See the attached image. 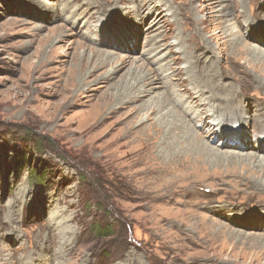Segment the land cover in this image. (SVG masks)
Wrapping results in <instances>:
<instances>
[{"label": "rangeland", "instance_id": "obj_1", "mask_svg": "<svg viewBox=\"0 0 264 264\" xmlns=\"http://www.w3.org/2000/svg\"><path fill=\"white\" fill-rule=\"evenodd\" d=\"M151 1L0 0V264H264V172L180 162L169 157L178 133L158 132L183 122L211 148L252 154L245 145L264 125V0H160L157 15ZM98 60L105 67L87 77ZM142 85L154 88L134 101ZM239 98L248 114L218 124ZM196 99L216 135L192 117Z\"/></svg>", "mask_w": 264, "mask_h": 264}, {"label": "bare ground", "instance_id": "obj_2", "mask_svg": "<svg viewBox=\"0 0 264 264\" xmlns=\"http://www.w3.org/2000/svg\"><path fill=\"white\" fill-rule=\"evenodd\" d=\"M247 1V0H246ZM153 3V5L151 6L154 10L151 11V13H153V15H157L159 14L160 12V9L161 6L163 5L162 2H160V0H152L151 1ZM251 2V0H250ZM253 2V0H252ZM232 3H233V0H232ZM235 46L237 47V50L240 52L242 50H244L245 48V44H244V40L242 42V40H239V38H236L235 42H234ZM247 47V46H246ZM264 52V51H262ZM254 53V52H253ZM92 54V53H91ZM97 54V53H96ZM99 54V53H98ZM106 58V57H105ZM110 59V57H109ZM90 63V62H89ZM117 63V62H116ZM88 63H82L81 66H80V70H84V68L87 66ZM106 65V62L103 60L101 61H95L93 64H90L89 66L92 67V71L90 73H88L87 77H90L92 74H93V71L96 70V69H100V68H103L105 67ZM127 63L125 62H120L119 65H112L111 63V68H110V71L109 72H104L102 75L100 74V76H95L93 77V79L91 80L92 81H96L94 80L96 77H98V79L102 78L104 79V81L108 80V79H111L117 72L121 71L122 69H124L126 67ZM171 70V68L169 69ZM172 71V70H171ZM77 73V77H73L75 80H76V85L77 84H81L80 86H82L86 80V77L84 78L80 72H75ZM143 74V73H142ZM160 76V75H159ZM174 76V75H173ZM172 76L173 79H175L174 77ZM100 77V78H99ZM151 77V76H150ZM171 77V76H170ZM146 78V77H145ZM152 78V77H151ZM73 79V80H74ZM148 79V78H147ZM159 78H155L153 77L152 81L148 84V86H151L155 84H157L158 82H154L155 80H157ZM165 79V78H164ZM74 80V82H75ZM163 80V79H162ZM90 82V83H91ZM164 82V81H163ZM176 83V82H175ZM89 84V83H88ZM88 84L86 83V85L88 86ZM146 84V83H145ZM129 85V84H128ZM132 86V85H130ZM134 86V85H133ZM175 88H176V91L177 92H180L182 94H186L187 98H189L190 100L193 99V96L190 95V92H189V89L185 88V86L183 87H180L178 83H176V85H174ZM179 86V87H178ZM157 87V85H156ZM169 87V86H168ZM260 87L262 89H264V84H261ZM139 88V87H138ZM150 88H154V87H150ZM150 88H145V85L143 87V85L140 87V91L138 93V95L136 97H133L132 99L134 101H137L139 98L141 97H144L145 95H148V92H149V89ZM230 90L232 91L233 88L230 87ZM132 91V90H131ZM130 91V92H131ZM234 91V90H233ZM166 93V92H165ZM126 94V93H125ZM134 94V93H133ZM178 95V94H177ZM110 96V95H109ZM117 96V95H115ZM121 96V95H120ZM106 97V96H105ZM113 97V96H112ZM127 97V96H126ZM167 97V96H166ZM195 97H198V96H195ZM110 98V97H109ZM125 98V97H124ZM154 98V97H153ZM175 98V97H174ZM129 99V98H128ZM169 99V98H168ZM172 99V98H171ZM178 100V99H177ZM221 100V99H220ZM124 101V100H123ZM166 101V100H165ZM106 103V102H105ZM128 103V102H127ZM197 104V112L199 114L195 115L193 114L192 117H195L196 120L198 119L199 122L201 124L199 125H203L204 128H208V133L212 136L216 135L218 133V130L215 129L214 125H213V122L210 123L208 122L207 118L208 116L204 117V116H201V111L203 110V108L205 107L204 104L205 102H203V100L201 101L200 99H196V101L194 102V104ZM104 104V103H103ZM143 104V102H142ZM149 104V103H148ZM226 104V103H225ZM246 104V101H242L240 98L239 99H233L230 103H227L226 107H223L222 109V114H223V117H219L220 119H216V122H220L223 126H227V125H235L236 122H238L242 117L245 116V114L247 113L248 114V111H245L244 108H243V105ZM165 105L164 101L162 102H157L156 104H154L152 107H150V110L151 111H154V110H157V109H160L162 108L163 106ZM202 106V107H200ZM105 107H107V104H105ZM120 107L117 106L116 109H118ZM108 108V107H107ZM102 109L103 106H102ZM101 110V108L99 109ZM115 110V109H114ZM98 111V110H97ZM113 112V111H112ZM190 112V111H189ZM221 112H216V113H221ZM99 113V112H98ZM104 114V113H102ZM102 114L100 117H102ZM211 114V116H215V113L212 112V113H207L206 115H209ZM97 115V114H96ZM98 116V115H97ZM188 116V115H187ZM249 116V115H248ZM256 116L258 118V120L260 121L262 118H264V113L258 111L256 112ZM96 117V116H95ZM94 117V118H95ZM149 115H146V118H148ZM252 118V117H251ZM250 118V120H251ZM165 121V120H164ZM257 121V120H256ZM264 122V121H263ZM165 125H161L159 124L161 127H159V130L158 132H160L162 130V127L167 129V131L169 132H172V133H178V155L176 153H172V155L170 154L169 157H176L178 156V160H180V162H187L188 160L190 159H193V160H196V159H200V160H204V161H213L215 160V164H220V163H223L224 161H231V162H234V163H244V164H247L249 166H253L255 168H258L259 170L263 171L264 172V154L262 156H258L256 155V153H260L261 151L264 152V125H263V128L261 131H259L256 135H255V132H252L253 135H255L256 137V140L254 142V144L250 147L249 145H245L246 149H249L252 154L248 153L247 156H243L241 155L240 153L238 152H234V151H221L219 148H211L208 146L207 143H205L203 141V138H202V135L204 134L203 132V129L200 130V131H196V130H192L191 128H189L188 125H186L185 123L183 122H179L178 123H175L173 121L171 122H163ZM219 124V123H218ZM168 125V126H167ZM216 126V124H215ZM218 126V125H217ZM225 126V127H226ZM164 129V130H165ZM219 129V128H218ZM227 129V128H226ZM166 131V132H167ZM241 132L240 130L237 132V134ZM247 133V130L245 129L244 132H242L243 135H245ZM167 134V133H166ZM206 134V133H205ZM222 134V133H221ZM228 136H237L235 134H229ZM227 137V136H226ZM226 137L224 138L225 141H227V143L229 142L228 140H226ZM254 137V138H255ZM238 138V137H236ZM171 142V141H170ZM231 142V141H230ZM169 143V142H168ZM171 144V143H170ZM173 144V143H172ZM175 145V144H174ZM227 147L229 146V148H234L236 149L237 151H240L242 150V148H240L241 146H244V145H236V144H232V145H228L226 144ZM174 147V146H173ZM171 148V147H170ZM244 148V147H243ZM166 149V148H165ZM173 150V148H172ZM182 151V152H180ZM257 151V152H256ZM209 153H212V157H210L211 155ZM182 154H185L184 156H182ZM191 155H195V156H192V157H188V156H191ZM207 155H210L209 158ZM159 157V156H158ZM168 157V158H169ZM197 160V161H198ZM168 162V160H166ZM241 161V162H240ZM190 162V161H189ZM230 162V163H231ZM200 163V162H199ZM203 163V162H202ZM195 164V163H194ZM160 165V164H159ZM166 165V164H164ZM189 165V163H188ZM202 165V164H201ZM229 165V164H228ZM167 166V165H166ZM191 166V165H190ZM206 166V165H205ZM246 166V165H245ZM185 167V166H184ZM244 167V166H242ZM250 168V167H249ZM189 169V168H188ZM252 169V168H251ZM264 177V176H263ZM256 182V181H255ZM253 183V182H252ZM259 183V182H258ZM261 185V184H260ZM257 186V185H256ZM255 187V185H254ZM258 187V186H257ZM256 188V187H255ZM263 190V189H262ZM259 200V199H258ZM263 205V204H262ZM264 208V207H263Z\"/></svg>", "mask_w": 264, "mask_h": 264}, {"label": "trees", "instance_id": "obj_3", "mask_svg": "<svg viewBox=\"0 0 264 264\" xmlns=\"http://www.w3.org/2000/svg\"><path fill=\"white\" fill-rule=\"evenodd\" d=\"M38 145V141L36 143ZM14 159L15 162L19 161V164H21V166L25 165V162H28V160L25 159V152L24 151H18V150H14ZM34 170V169H33ZM45 174V171H43L42 169L40 171H37L36 174H32V176H30V179H34V180H39V179H43V176Z\"/></svg>", "mask_w": 264, "mask_h": 264}]
</instances>
